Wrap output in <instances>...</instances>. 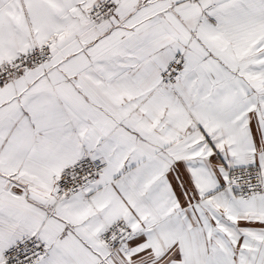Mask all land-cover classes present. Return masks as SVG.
Instances as JSON below:
<instances>
[{
	"label": "snow or ice",
	"instance_id": "snow-or-ice-1",
	"mask_svg": "<svg viewBox=\"0 0 264 264\" xmlns=\"http://www.w3.org/2000/svg\"><path fill=\"white\" fill-rule=\"evenodd\" d=\"M0 264H264V0H0Z\"/></svg>",
	"mask_w": 264,
	"mask_h": 264
}]
</instances>
